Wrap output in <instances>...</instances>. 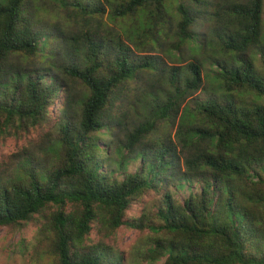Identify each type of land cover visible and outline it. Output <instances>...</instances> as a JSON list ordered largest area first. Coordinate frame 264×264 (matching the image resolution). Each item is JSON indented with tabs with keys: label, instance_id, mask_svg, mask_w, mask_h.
I'll return each mask as SVG.
<instances>
[{
	"label": "trees",
	"instance_id": "trees-1",
	"mask_svg": "<svg viewBox=\"0 0 264 264\" xmlns=\"http://www.w3.org/2000/svg\"><path fill=\"white\" fill-rule=\"evenodd\" d=\"M42 128L0 173L42 264H264V0H0V147Z\"/></svg>",
	"mask_w": 264,
	"mask_h": 264
},
{
	"label": "rangeland",
	"instance_id": "rangeland-1",
	"mask_svg": "<svg viewBox=\"0 0 264 264\" xmlns=\"http://www.w3.org/2000/svg\"><path fill=\"white\" fill-rule=\"evenodd\" d=\"M212 29L211 21L201 18L193 28V30L202 38L205 39ZM75 39H68L71 44L80 40V36L76 33L72 34ZM172 40V39H171ZM194 42V41H193ZM197 46L199 44L196 43ZM171 47V45H168ZM212 45H208L207 51L203 54L210 56ZM210 52V53H209ZM174 54H176L174 52ZM175 58L164 57L163 63L167 67H181L186 64L187 56L184 53L183 60L175 61ZM69 89L70 95L76 97L78 94V86L72 82L66 83ZM198 94H195L197 96ZM62 101V97L58 100ZM58 102L51 107V113L53 115L59 114L57 111ZM47 133V128H42L36 132H32L27 138L14 139L12 137L6 139L0 147V173L3 175H9L14 167L20 163V161L27 157L28 154H33L41 165L43 162V152L45 151L47 137H42ZM34 237L35 228L31 224H26L20 228H7L0 226V264H42L40 258L43 257L44 246L40 247L37 251H34ZM138 237L137 233L125 227L119 228L110 238L109 244L119 248L120 250H128L130 245L134 243ZM93 240H98V234L93 231ZM37 246V245H36Z\"/></svg>",
	"mask_w": 264,
	"mask_h": 264
}]
</instances>
